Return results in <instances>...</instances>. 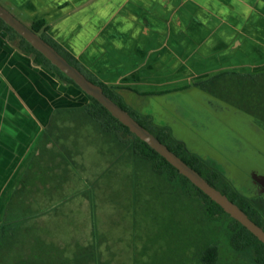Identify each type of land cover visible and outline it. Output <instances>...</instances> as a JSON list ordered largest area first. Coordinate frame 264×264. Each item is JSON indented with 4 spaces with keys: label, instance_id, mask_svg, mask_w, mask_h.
I'll return each mask as SVG.
<instances>
[{
    "label": "rangeland",
    "instance_id": "rangeland-1",
    "mask_svg": "<svg viewBox=\"0 0 264 264\" xmlns=\"http://www.w3.org/2000/svg\"><path fill=\"white\" fill-rule=\"evenodd\" d=\"M238 78L214 83L228 85L224 94L230 99L191 86L140 99L138 106L135 97L130 108L149 117L156 131L168 129L193 154L223 164L237 165L246 156L255 161L259 156L244 139L264 148V122L257 124L243 107L264 115V68ZM88 103L84 96L54 113L38 166L10 201L0 264H202L210 245L219 248L218 264H255L253 249L230 247L224 219H211L200 199L156 174L133 153L131 137L106 132L86 114ZM220 123L222 135L216 136ZM236 165L229 166L232 177Z\"/></svg>",
    "mask_w": 264,
    "mask_h": 264
},
{
    "label": "crops",
    "instance_id": "crops-1",
    "mask_svg": "<svg viewBox=\"0 0 264 264\" xmlns=\"http://www.w3.org/2000/svg\"><path fill=\"white\" fill-rule=\"evenodd\" d=\"M2 1L27 27L44 21L49 37L128 107L135 97L138 106L264 68V0ZM84 96L0 32V232L10 201L38 166L54 113Z\"/></svg>",
    "mask_w": 264,
    "mask_h": 264
},
{
    "label": "trees",
    "instance_id": "trees-1",
    "mask_svg": "<svg viewBox=\"0 0 264 264\" xmlns=\"http://www.w3.org/2000/svg\"><path fill=\"white\" fill-rule=\"evenodd\" d=\"M33 32L42 37L46 42L52 45L67 61L79 69L90 81L99 85L103 88L104 93L116 102L124 110L128 111L143 127L153 133L163 144L167 145L168 148L179 156L185 163L190 167L199 172L212 186L220 190L224 195H227L231 201L236 202V199L229 195V188L222 189L219 186L218 180L219 175L217 173L209 174L205 172L204 162L196 155L190 154L183 143L174 140L168 129H157L152 125L149 117H139L130 107H128L117 95L116 92L112 91V88L101 83L87 72H85L76 61L74 57L64 51L58 44H56L48 35V25L44 21L33 23L29 27ZM0 32H5L8 35V40L15 44L24 54L30 56L34 63L48 69L54 73L61 81L73 85L81 90L76 83L61 72L56 66H54L44 55L37 51L29 42L21 37L15 30L8 26L2 19H0ZM230 76L224 74L216 77L225 78ZM82 91V90H81ZM83 92V91H82ZM85 94V93H84ZM89 103L84 107L86 114L91 117L94 121L99 123L106 132H116L121 137L132 138V151L133 153L147 162H150L156 174L159 176H165L171 182H178L184 188L185 193L190 197L200 199L205 206L206 213L211 219H224L227 222L228 233H229V245L235 250L243 251L247 249H253L254 251V262L255 264H264V244L261 243L257 237L243 227L239 222L232 219L225 211L215 202H213L207 195L201 190L195 187L186 177L180 175L177 169H175L170 163L160 156L156 151L150 148L145 142L138 139L132 134L128 127L121 124L115 119L98 101L94 98L85 94ZM222 189V190H221ZM244 211L246 209L242 207ZM248 213V212H246ZM251 219L254 220L251 214L248 213ZM259 226L260 224L257 223ZM220 257V251L217 245H210L204 249L201 255L202 264H218Z\"/></svg>",
    "mask_w": 264,
    "mask_h": 264
},
{
    "label": "water",
    "instance_id": "water-1",
    "mask_svg": "<svg viewBox=\"0 0 264 264\" xmlns=\"http://www.w3.org/2000/svg\"><path fill=\"white\" fill-rule=\"evenodd\" d=\"M0 19L29 42L67 77L72 79L85 94L98 101L115 119L128 127L132 134L166 159L168 163L178 170L180 175L186 177L195 187L201 190L213 202L217 203L226 214L239 222L264 244V230L251 220L239 206L232 202L220 190L212 186L199 172L185 163L179 156L172 152L167 145L163 144L153 133L143 127L128 111L124 110L109 98L104 93L102 87L90 81L79 69L70 64L52 45L24 25L1 4ZM239 178L240 180H245V177L243 175L240 176V174Z\"/></svg>",
    "mask_w": 264,
    "mask_h": 264
},
{
    "label": "flooded vegetation",
    "instance_id": "flooded-vegetation-1",
    "mask_svg": "<svg viewBox=\"0 0 264 264\" xmlns=\"http://www.w3.org/2000/svg\"><path fill=\"white\" fill-rule=\"evenodd\" d=\"M221 80H225V79H222V78H218L217 80L210 79L208 81L194 83V85H192V89H199L200 92L209 93L212 96L221 100L227 96V94H224V93L227 90L228 85H223V86H218L217 88H213L214 83H216L217 81H221ZM252 83L254 84L257 82L249 81V84H252ZM231 91L234 92L235 91L234 88ZM232 102L236 103L235 101H232ZM238 108L240 109V106ZM243 108H244L243 109L244 112H248L254 116L253 118L257 124H259L258 122H261V123L264 122L263 113L262 114L254 113L253 111H250V109L248 110L246 107H243ZM202 112L206 113L209 117L212 116L209 110L202 109ZM222 112H224V109H222ZM216 119L219 121L220 119L219 115ZM249 124L251 123H248V125ZM223 125L224 123L223 124L220 123L219 125L216 124V127H215V130L217 131L216 136L222 135ZM208 140L209 139H206L207 142ZM244 141H245L246 148L253 149L259 156V159L252 161V158H250L249 156H246L244 160L241 163H238L237 165H236V162L235 163L230 162L228 163L229 164L228 165L227 163L223 164V163L218 162L219 160H214L211 158L205 159L204 157L200 155L193 154L191 151L188 150L187 146L183 142L181 143L185 145L186 150L190 154L198 156L204 162L206 173H209V174L217 173L219 175L218 183H219L220 188L226 189L228 187L229 195L232 198L236 199V202L234 203L237 206H239L241 209L242 207H244L246 211H244L243 209L242 210L245 213L248 212L249 214H251L252 217H254V220L251 219L248 213H246L251 220H253L256 224L259 223L260 227L264 230V148H260L257 145L256 146L251 145V142L249 140L244 139ZM244 162L246 163V166H244ZM235 165H236V169L238 173L237 175L232 177V174H230L229 169H231L230 167H233ZM239 174L240 176L243 175L245 177L244 181L240 180ZM228 175L232 178H230Z\"/></svg>",
    "mask_w": 264,
    "mask_h": 264
}]
</instances>
